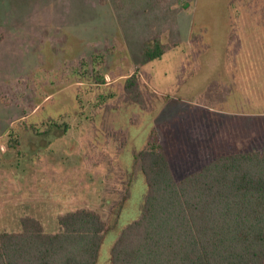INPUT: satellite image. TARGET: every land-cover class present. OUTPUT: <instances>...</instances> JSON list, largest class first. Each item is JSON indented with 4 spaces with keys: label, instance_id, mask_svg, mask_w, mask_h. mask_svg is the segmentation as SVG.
Instances as JSON below:
<instances>
[{
    "label": "rangeland",
    "instance_id": "1",
    "mask_svg": "<svg viewBox=\"0 0 264 264\" xmlns=\"http://www.w3.org/2000/svg\"><path fill=\"white\" fill-rule=\"evenodd\" d=\"M256 5L264 0H0V234L20 232L25 216L55 233L60 215L93 210L108 226L98 264H110L141 214L146 179L130 176L154 130L181 181L225 154L218 137L264 123ZM156 38L170 49L151 62L143 50ZM132 74L147 109L118 84ZM262 150L264 135L247 152Z\"/></svg>",
    "mask_w": 264,
    "mask_h": 264
},
{
    "label": "trees",
    "instance_id": "2",
    "mask_svg": "<svg viewBox=\"0 0 264 264\" xmlns=\"http://www.w3.org/2000/svg\"><path fill=\"white\" fill-rule=\"evenodd\" d=\"M255 7L250 11L258 14L257 23L264 27V6ZM231 46L229 52L237 55L242 49L239 34ZM169 49L156 38L143 54L152 62L161 60ZM99 58L94 55L93 61ZM97 76L99 84L108 83L101 74ZM118 84L127 102L148 108L138 74ZM259 120L258 127L255 121L244 125L241 134L234 129L218 137L227 141L225 154L216 153L213 162L181 181L175 179L170 154L154 130L145 148L134 153L130 176L141 172L146 179L141 214L120 234L110 264H264V150L247 152L264 135ZM64 126L67 132L69 125ZM27 129L39 131L34 125ZM58 222V232L48 233L36 218L22 217L20 232L0 234V264H98L108 230L102 217L78 209L60 215Z\"/></svg>",
    "mask_w": 264,
    "mask_h": 264
},
{
    "label": "crops",
    "instance_id": "3",
    "mask_svg": "<svg viewBox=\"0 0 264 264\" xmlns=\"http://www.w3.org/2000/svg\"><path fill=\"white\" fill-rule=\"evenodd\" d=\"M254 141H255V140H254ZM254 141H253V142H254ZM253 142H252V143H253ZM252 143H251V144H252ZM251 144H250V145H251Z\"/></svg>",
    "mask_w": 264,
    "mask_h": 264
}]
</instances>
